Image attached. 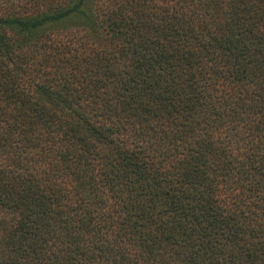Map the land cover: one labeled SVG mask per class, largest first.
Returning <instances> with one entry per match:
<instances>
[{"label": "trees", "instance_id": "trees-1", "mask_svg": "<svg viewBox=\"0 0 264 264\" xmlns=\"http://www.w3.org/2000/svg\"><path fill=\"white\" fill-rule=\"evenodd\" d=\"M0 264H264V0H0Z\"/></svg>", "mask_w": 264, "mask_h": 264}]
</instances>
